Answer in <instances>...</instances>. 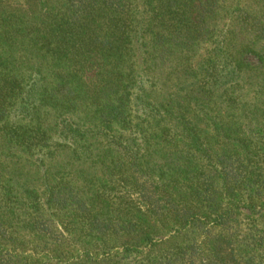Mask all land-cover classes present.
Masks as SVG:
<instances>
[{
    "label": "trees",
    "instance_id": "1",
    "mask_svg": "<svg viewBox=\"0 0 264 264\" xmlns=\"http://www.w3.org/2000/svg\"><path fill=\"white\" fill-rule=\"evenodd\" d=\"M0 264H264V0H0Z\"/></svg>",
    "mask_w": 264,
    "mask_h": 264
}]
</instances>
